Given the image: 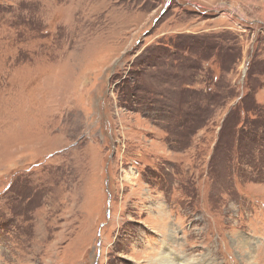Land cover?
Instances as JSON below:
<instances>
[{
    "label": "rangeland",
    "instance_id": "1",
    "mask_svg": "<svg viewBox=\"0 0 264 264\" xmlns=\"http://www.w3.org/2000/svg\"><path fill=\"white\" fill-rule=\"evenodd\" d=\"M161 238L264 264V0H0V264Z\"/></svg>",
    "mask_w": 264,
    "mask_h": 264
},
{
    "label": "bare ground",
    "instance_id": "2",
    "mask_svg": "<svg viewBox=\"0 0 264 264\" xmlns=\"http://www.w3.org/2000/svg\"><path fill=\"white\" fill-rule=\"evenodd\" d=\"M238 243L241 244L243 242H238ZM160 245H162V250L164 248H166V250H169V253H168V255L167 254H162L160 256V258L157 259L155 264H193L194 260L192 262H186V259H185L186 257L185 256L181 257L180 255H178V256L175 255L173 250H170V245L167 242H164L163 239L160 242Z\"/></svg>",
    "mask_w": 264,
    "mask_h": 264
},
{
    "label": "trees",
    "instance_id": "3",
    "mask_svg": "<svg viewBox=\"0 0 264 264\" xmlns=\"http://www.w3.org/2000/svg\"><path fill=\"white\" fill-rule=\"evenodd\" d=\"M254 141V140H253Z\"/></svg>",
    "mask_w": 264,
    "mask_h": 264
}]
</instances>
